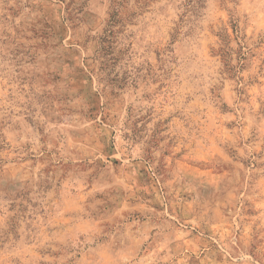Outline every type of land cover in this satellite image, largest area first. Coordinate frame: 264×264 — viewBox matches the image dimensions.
Masks as SVG:
<instances>
[{"label":"rangeland","instance_id":"rangeland-1","mask_svg":"<svg viewBox=\"0 0 264 264\" xmlns=\"http://www.w3.org/2000/svg\"><path fill=\"white\" fill-rule=\"evenodd\" d=\"M0 264H264V0H0Z\"/></svg>","mask_w":264,"mask_h":264}]
</instances>
